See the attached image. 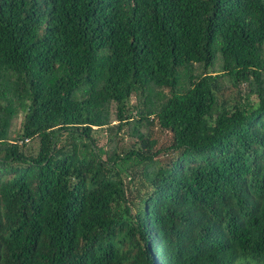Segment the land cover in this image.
Segmentation results:
<instances>
[{
	"label": "trees",
	"instance_id": "trees-1",
	"mask_svg": "<svg viewBox=\"0 0 264 264\" xmlns=\"http://www.w3.org/2000/svg\"><path fill=\"white\" fill-rule=\"evenodd\" d=\"M0 264H264V0H0Z\"/></svg>",
	"mask_w": 264,
	"mask_h": 264
},
{
	"label": "rangeland",
	"instance_id": "rangeland-1",
	"mask_svg": "<svg viewBox=\"0 0 264 264\" xmlns=\"http://www.w3.org/2000/svg\"><path fill=\"white\" fill-rule=\"evenodd\" d=\"M196 68H193V73H197L198 71H202L201 68H199L198 66H195ZM185 81L181 82V88L183 86H185ZM241 89H243V92H245L246 88L245 85L242 84ZM166 95H168V90H162ZM232 92V91H231ZM235 92V90L233 91V93ZM230 93L226 94V95H230L233 94ZM143 102H144V97L140 96L139 94H133L129 100V107H130V112L132 113V115H136V112L142 108L143 106ZM21 122H22V115L19 114V116L14 120L13 125H12V129L13 131H16V133H18L20 131V127H21ZM94 137L99 141L100 145H108L107 143V132L105 129H99L96 130L94 133ZM152 138L156 141L157 143L155 145L156 149H159L160 147H164L167 146L169 144V140H170V135L168 133H160L157 130L154 131ZM131 141H134V139H131L130 136L128 135V130H126V128L118 135L117 139L115 140V142L120 146V147H129V145L131 144ZM25 144L27 145V147H29L30 149H36L37 148V143L33 142L30 143L25 142ZM114 145V143H113ZM111 146V145H110ZM137 190H135L134 192V196H136Z\"/></svg>",
	"mask_w": 264,
	"mask_h": 264
}]
</instances>
